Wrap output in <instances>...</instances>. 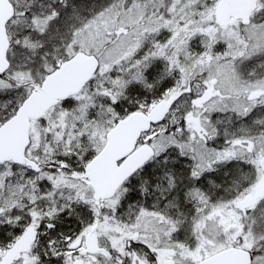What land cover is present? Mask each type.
<instances>
[{
    "label": "snow or ice",
    "instance_id": "snow-or-ice-1",
    "mask_svg": "<svg viewBox=\"0 0 264 264\" xmlns=\"http://www.w3.org/2000/svg\"><path fill=\"white\" fill-rule=\"evenodd\" d=\"M0 264H264V0H0Z\"/></svg>",
    "mask_w": 264,
    "mask_h": 264
}]
</instances>
